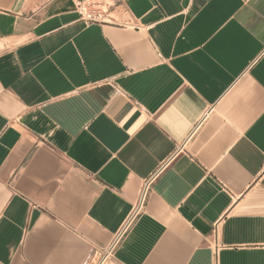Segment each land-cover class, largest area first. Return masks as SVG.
Masks as SVG:
<instances>
[{"label": "crops", "instance_id": "1", "mask_svg": "<svg viewBox=\"0 0 264 264\" xmlns=\"http://www.w3.org/2000/svg\"><path fill=\"white\" fill-rule=\"evenodd\" d=\"M78 1L0 0V264H264V0Z\"/></svg>", "mask_w": 264, "mask_h": 264}, {"label": "built area", "instance_id": "2", "mask_svg": "<svg viewBox=\"0 0 264 264\" xmlns=\"http://www.w3.org/2000/svg\"><path fill=\"white\" fill-rule=\"evenodd\" d=\"M102 0H85V1H78L76 3V12L80 18V20L82 22H84L86 25H90V24H105L107 22H110L111 20H113L111 18V14L109 13V10H106V7L109 8V4H107L106 6H104V4H102ZM190 139H188L187 141H185L182 144V149L187 145L188 141ZM180 150V148H179ZM158 175V172L152 176L151 178H149L148 180L145 181L143 188L141 190V194L139 197V201H138V205L136 210H139L146 202L147 196H148V191L152 185V183L154 182V180L156 179ZM134 220V216H132L127 224H125V226L123 227V229L121 230V232L117 235V237L115 238L114 242L111 244V246L104 251H98L95 255V258H97L96 260V264H104L106 262V260L111 256L113 250L115 249L116 245L119 243L120 239L122 238V236L124 235V233L128 230L129 226L131 225L132 221ZM213 234L216 237V241L218 242V234H219V225H215L214 229H213ZM218 252H219V248L218 245L215 243V257L218 258Z\"/></svg>", "mask_w": 264, "mask_h": 264}, {"label": "rangeland", "instance_id": "3", "mask_svg": "<svg viewBox=\"0 0 264 264\" xmlns=\"http://www.w3.org/2000/svg\"><path fill=\"white\" fill-rule=\"evenodd\" d=\"M102 1H103L102 4H104V6H106L108 4V1H106V0H102ZM106 10H109V8L106 7ZM111 18L113 20H116L114 16H111Z\"/></svg>", "mask_w": 264, "mask_h": 264}]
</instances>
